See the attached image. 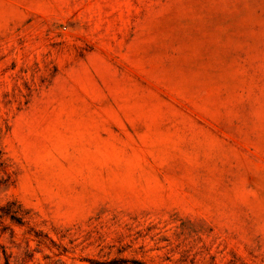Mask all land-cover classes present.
Segmentation results:
<instances>
[{
    "label": "rangeland",
    "instance_id": "1",
    "mask_svg": "<svg viewBox=\"0 0 264 264\" xmlns=\"http://www.w3.org/2000/svg\"><path fill=\"white\" fill-rule=\"evenodd\" d=\"M264 264V0H0V264Z\"/></svg>",
    "mask_w": 264,
    "mask_h": 264
},
{
    "label": "trees",
    "instance_id": "2",
    "mask_svg": "<svg viewBox=\"0 0 264 264\" xmlns=\"http://www.w3.org/2000/svg\"><path fill=\"white\" fill-rule=\"evenodd\" d=\"M121 264H128L127 261H121ZM131 264H145L140 262H132Z\"/></svg>",
    "mask_w": 264,
    "mask_h": 264
}]
</instances>
